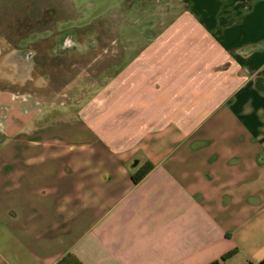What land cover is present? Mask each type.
<instances>
[{
	"label": "crops",
	"instance_id": "0c3cea01",
	"mask_svg": "<svg viewBox=\"0 0 264 264\" xmlns=\"http://www.w3.org/2000/svg\"><path fill=\"white\" fill-rule=\"evenodd\" d=\"M108 6L157 32L94 95L0 85V264H258L264 0Z\"/></svg>",
	"mask_w": 264,
	"mask_h": 264
},
{
	"label": "rangeland",
	"instance_id": "374dc122",
	"mask_svg": "<svg viewBox=\"0 0 264 264\" xmlns=\"http://www.w3.org/2000/svg\"><path fill=\"white\" fill-rule=\"evenodd\" d=\"M63 1L40 0L39 5L29 7L28 0H0V27L5 25L7 28L8 24L15 20L16 15H21V21H25L28 14L40 15L42 12L40 2L59 6L64 3ZM66 1L64 3L66 7H58V13L52 21L45 23L40 20L37 24L29 23L27 27H24V31L20 35L9 36L4 39L2 38L3 30L0 28V53H4L13 48H25L31 44H38L56 32H63L70 28L79 29L101 19L99 24L103 26V33L99 40L108 49L106 53L83 59L71 58L66 60L65 58H55L53 60V63L58 68L52 72V86L49 89H44V93L47 92L46 94L52 96L55 102H67L69 100L73 102L82 96L94 95L100 87L107 84L108 80L115 75L114 72H116L118 66L125 64L132 57L131 53L134 50L145 48L149 44L148 41H151L149 35L152 32H157L153 29L152 24H147L145 18L141 17L145 16V13H141L144 11L143 6L137 8L139 12H136V15H133V10L131 9H119L120 13L122 12V17H127V14L135 16L134 19L141 17L138 20H131L128 24V35H131L134 31L137 34H142L141 39L132 41L126 38L125 33L120 32V30H126L127 24H123L124 18H120L119 24L114 21L111 22L113 19V16H111L113 15L111 13L112 8L108 5H111L112 0H99V2L98 0ZM114 1L119 4V0ZM120 1L125 2V0ZM100 2L102 3L100 4ZM142 3L148 6V12L157 10V4L145 3V1ZM95 4L97 5L95 6ZM20 24L18 22L17 26ZM146 26H149L147 28L149 30L143 29ZM36 61L43 63L45 58L40 56L36 58Z\"/></svg>",
	"mask_w": 264,
	"mask_h": 264
},
{
	"label": "flooded vegetation",
	"instance_id": "af4514ba",
	"mask_svg": "<svg viewBox=\"0 0 264 264\" xmlns=\"http://www.w3.org/2000/svg\"><path fill=\"white\" fill-rule=\"evenodd\" d=\"M29 7L39 5L40 0H28ZM70 1V0H68ZM64 3L67 1L64 0ZM60 4L59 6L49 3H41L42 12L40 15L28 14L25 21H21V15L17 16L14 21L8 24L6 28L5 25H1V30H3L2 38L13 37L14 35H20L24 31V27L28 26L29 23L37 24L40 20L43 22L52 21L53 18L58 13V7H66V4ZM69 4V3H68ZM70 6V5H69ZM18 22L21 24L17 26ZM14 23V25H13ZM16 24V25H15ZM103 33V26L99 24V21H95L88 26L82 28H70L63 32H56L55 34L49 36L47 39L40 41L38 44H31L25 48H13L8 52L0 53V64H12L13 61H19L17 56L8 57L5 59L6 54L11 53L17 49H32L36 52L34 60L37 57L44 56L45 61L36 64L33 68L31 75H27L24 70L20 72L16 71L15 66L8 68L11 69L12 76H2L0 75V85L6 87H13L19 90H33L39 89H49L52 86V72L58 68L56 64L53 63L55 58H65L66 60L75 58L83 59L90 58L94 55H102L108 51V49L100 43V37ZM26 53V52H25ZM13 60V61H12ZM23 67L26 66V56L21 59Z\"/></svg>",
	"mask_w": 264,
	"mask_h": 264
},
{
	"label": "water",
	"instance_id": "95a60500",
	"mask_svg": "<svg viewBox=\"0 0 264 264\" xmlns=\"http://www.w3.org/2000/svg\"><path fill=\"white\" fill-rule=\"evenodd\" d=\"M25 49H17L12 51L11 53L6 54L5 59L8 57H13L17 56L19 59V61H13L12 64H6V63H1L0 64V75L2 76H7L10 77L12 76V72L11 69L8 68L9 66L13 67L15 66L16 71L20 72L21 70H24L26 72L27 75H31V73L33 72V68L36 64V61L34 60L35 54L36 52H34L32 49H28V51H23ZM13 54V55H12ZM24 56H26V66L23 67V64L21 62V59L24 58Z\"/></svg>",
	"mask_w": 264,
	"mask_h": 264
},
{
	"label": "trees",
	"instance_id": "16d2710c",
	"mask_svg": "<svg viewBox=\"0 0 264 264\" xmlns=\"http://www.w3.org/2000/svg\"><path fill=\"white\" fill-rule=\"evenodd\" d=\"M134 180L138 181L139 177L138 176H134ZM237 252L236 251H231L225 255H223L220 259L215 260L209 264H222L223 261H226L228 259H230L231 257H233ZM58 264H83L74 254L69 253L66 256H64L59 262ZM258 264H264V260L259 262Z\"/></svg>",
	"mask_w": 264,
	"mask_h": 264
}]
</instances>
